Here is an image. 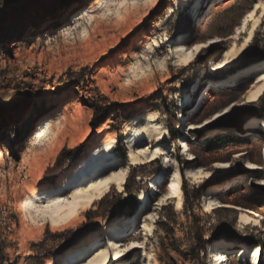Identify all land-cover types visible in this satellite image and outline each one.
<instances>
[{"label": "rangeland", "instance_id": "374dc122", "mask_svg": "<svg viewBox=\"0 0 264 264\" xmlns=\"http://www.w3.org/2000/svg\"><path fill=\"white\" fill-rule=\"evenodd\" d=\"M98 1L0 0L5 264L54 259L85 264L94 246L76 260L67 255L110 222L120 226L98 249L116 245L128 251L116 259L112 250L107 264H215L216 255L224 264H252L254 248L264 264V95L256 102L247 98L264 78V60L253 59L264 48V0H158L153 6L140 3L128 19L124 6L115 5L103 17L111 0ZM91 6L93 20L87 13ZM253 9L248 29L260 23L244 46L248 29H238ZM199 43L206 47L190 64L174 56L183 44L189 51ZM234 48L243 55L233 56ZM225 58L235 60L225 66ZM19 75L24 82L12 88ZM34 94L43 96L40 103ZM49 115L48 137L33 141ZM149 123L165 127L168 136L152 146L146 140L132 152L144 162L157 152L156 163L133 165L129 141L135 129ZM57 136L55 154L40 161L36 153L53 148ZM113 140L118 161L104 171L128 169L123 188L112 187L76 226L41 229L22 222L21 197L32 186L57 187L91 149ZM79 148L81 154L66 162ZM63 151L67 154L58 163ZM175 178L182 191L180 209L179 199L167 196ZM84 183L77 182L72 193ZM200 186L204 192L194 219L185 190ZM252 193L262 195V203L251 204ZM197 231L207 242L205 251L198 250Z\"/></svg>", "mask_w": 264, "mask_h": 264}, {"label": "bare ground", "instance_id": "6f19581e", "mask_svg": "<svg viewBox=\"0 0 264 264\" xmlns=\"http://www.w3.org/2000/svg\"><path fill=\"white\" fill-rule=\"evenodd\" d=\"M158 0H149L148 3H145L144 0H136V3H132V0H111L104 10L101 13L103 17L106 16V12L111 11V6L123 7L127 12L126 18L128 19V14L132 9H136L137 6L142 3L143 6H153L157 3ZM95 4H99L98 0H95ZM257 6V5H256ZM117 8V10L119 9ZM258 8V7H257ZM94 7H89L87 10L88 16H90L91 20H93ZM256 9L251 10L247 16L242 21L241 27H239L238 31H246L248 29V22L253 17ZM252 13L251 16L249 14ZM126 19V21H127ZM99 21H95L94 23ZM260 21H256L251 29H248L249 36L245 41L244 46L249 44L254 37L255 31L259 26ZM19 45V43H17ZM16 45V46H18ZM197 45L201 47L197 51ZM243 46V48H244ZM181 47V51H176L174 56H178L180 61L185 64H190L193 62L203 49L206 47V43L196 44L191 50L184 49V44ZM233 56H242L243 50H238L234 48ZM191 53V58H189V54ZM225 56H229L227 53ZM233 60H228L225 58L223 64L229 65L234 62ZM186 61V62H185ZM24 77L19 75V80L15 84H13L12 88L18 87L24 82ZM259 85L255 90L249 91L247 93V98L249 102H256L264 95V78L258 83ZM41 95L34 94L33 99L40 103L42 100ZM254 97V98H253ZM53 124V115L47 116L37 128V130L33 133L32 140L42 142L44 141L49 133L51 125ZM168 136V130L164 128H160L157 124L149 123L145 126L137 128L134 130L132 137L129 141L131 151V163L133 165H143V164H154L157 162L159 156L158 153H154L151 157L147 158V162H144L139 156L133 155V150L142 146L146 140H151V146L154 143H158ZM156 138H159L157 140ZM60 143V136H57L53 139L52 145L53 148L50 150L37 152L39 160L46 159L50 156H53L56 152L57 146ZM116 144V140L111 141L104 147H95L91 149L88 154L81 160H78L77 164L72 167L69 171L66 172L62 176V180L57 187H42L40 185L32 186L29 193L23 195L20 201V210H21V220L22 222L32 221L36 226L41 229H45L48 225H51L53 228H63L66 226H76L81 222L80 216L82 213L88 211L93 208V206L100 202L106 194L112 189V187H118L119 189L123 188L124 183L127 179L128 169L116 171L114 169H110L109 172H105L104 169L108 167H112L117 163L118 159L114 152V147ZM186 151L189 152V147L186 145ZM5 152L0 149V159L5 156ZM105 172V173H104ZM177 177V176H175ZM85 181L84 185L79 187L77 191L72 193L79 186L82 181ZM77 186L73 188L76 184ZM107 182V183H103ZM71 187L70 193L56 195L58 192L60 193L63 188L68 189ZM60 188V190H57ZM155 188V186H154ZM181 189L179 186L178 180L175 178L172 183L168 187V197L171 200L179 199L178 207L181 208ZM147 200V195L144 193L142 196L141 205ZM144 206H141V208ZM241 219L243 221H248L245 216L242 215ZM120 224L116 222L106 223L102 227V234L98 236H93L85 240L80 248L73 249L68 255L67 258L71 257L69 261L76 260L80 258L84 253L88 252L92 246H94L95 250L90 253L89 259L85 264H107L110 259V256L113 255L116 259H121L126 251L120 250L119 247L113 245L114 249L106 246L102 249H98L99 246H102V239L108 236L111 232L116 234L118 227ZM128 251V250H127ZM83 253V254H82ZM222 255H216L215 264H224ZM259 251L257 248L252 250V264H259ZM50 264H58L56 259L50 261ZM82 264V263H78Z\"/></svg>", "mask_w": 264, "mask_h": 264}, {"label": "trees", "instance_id": "16d2710c", "mask_svg": "<svg viewBox=\"0 0 264 264\" xmlns=\"http://www.w3.org/2000/svg\"><path fill=\"white\" fill-rule=\"evenodd\" d=\"M253 59L256 60V61H262V60H264V48H263L262 53L259 56H255V58H253ZM260 113H262L264 115V109L263 108H261ZM248 115H251V114H248ZM169 130L171 132H173L174 131V128L169 127ZM174 139H177V138H174ZM81 152H82L81 151V148L77 149L75 152H72L67 157H65V161L66 162H68V161H74L81 154ZM66 154H67L66 151H63L61 153V155H60V157L58 159V163H60L61 161H63L64 156ZM62 166L63 165H61L60 167H62ZM126 189H128V188H126ZM203 192H204V186H200L198 188H194L192 192H189V190H185V194L187 196L188 203L190 205V206H188V209L187 210L188 211H191L193 213L194 219H196L195 218L196 217L195 216V206H196V202L200 201V199H201V197L203 195ZM189 197H190V199H189ZM261 198H262V195L256 194V193H252V194H250V203L251 204H254V205H258V204L262 203L261 202L262 201ZM203 236L204 235H203V233L201 231H197L196 239H197L198 250H200V251H205L206 245H207V242H206V240H204V237ZM0 254H1L0 264H5V262H8L9 261L8 260V256L5 253L4 241L1 240V238H0ZM259 264H263V263H261V260H259Z\"/></svg>", "mask_w": 264, "mask_h": 264}, {"label": "snow or ice", "instance_id": "6c2138e0", "mask_svg": "<svg viewBox=\"0 0 264 264\" xmlns=\"http://www.w3.org/2000/svg\"><path fill=\"white\" fill-rule=\"evenodd\" d=\"M144 2H145V3H148L149 0H144ZM132 3H136V0H132ZM257 7H260V5L258 4ZM251 15H252V13L249 14V16H251ZM200 47H201L200 45H197L196 50L198 51ZM189 58H191V53L189 54ZM185 62H186V61H185ZM253 98H254V97H253ZM225 166H226V165H225ZM249 167H255V165H251V164H250ZM103 183H107V182H103ZM132 246L135 247V245H132ZM125 251H127V249H125Z\"/></svg>", "mask_w": 264, "mask_h": 264}, {"label": "water", "instance_id": "95a60500", "mask_svg": "<svg viewBox=\"0 0 264 264\" xmlns=\"http://www.w3.org/2000/svg\"><path fill=\"white\" fill-rule=\"evenodd\" d=\"M40 124V123H39Z\"/></svg>", "mask_w": 264, "mask_h": 264}]
</instances>
